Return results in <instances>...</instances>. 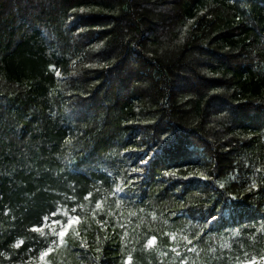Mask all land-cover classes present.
<instances>
[{"label": "trees", "instance_id": "16d2710c", "mask_svg": "<svg viewBox=\"0 0 264 264\" xmlns=\"http://www.w3.org/2000/svg\"><path fill=\"white\" fill-rule=\"evenodd\" d=\"M261 256L264 0H0V264Z\"/></svg>", "mask_w": 264, "mask_h": 264}, {"label": "snow or ice", "instance_id": "6c2138e0", "mask_svg": "<svg viewBox=\"0 0 264 264\" xmlns=\"http://www.w3.org/2000/svg\"><path fill=\"white\" fill-rule=\"evenodd\" d=\"M57 74V76H59L60 75V73L59 72H57L56 73ZM149 161L148 160H145V159H141L140 160V163L141 164H147ZM133 171H137V169H133ZM166 174H167V172H166ZM173 175H174V173H172ZM202 179H207V177H201ZM117 190H119V189H117ZM99 206V205H98ZM57 213H52V215L53 216H55ZM45 219V221H47V217H45L44 218ZM79 218L78 217H69L68 218V222H67V224H64V223H62V222H60V221H56V220H53V225H59V231H58V236L61 238V240H63V237L65 236V234H66V229L68 228V227H70L76 220H78ZM215 219H216V217H212V220L213 221H215ZM205 224H206V226H208V221L206 220L205 221ZM33 231H40L41 229L39 228V227H33V229H32ZM154 242V238L153 239H151V240H149L148 241V243L149 244H152ZM48 251H50V249L48 250ZM173 251H176L175 249H173ZM47 255V251H42L41 253H40V259L41 260H44V258H45V256ZM130 260H131V258L129 257V261L128 262H126V264H130ZM245 264H257V260H256V258L255 257H253L251 260H249V261H245ZM260 264H264V256H261L260 257Z\"/></svg>", "mask_w": 264, "mask_h": 264}, {"label": "rangeland", "instance_id": "374dc122", "mask_svg": "<svg viewBox=\"0 0 264 264\" xmlns=\"http://www.w3.org/2000/svg\"><path fill=\"white\" fill-rule=\"evenodd\" d=\"M69 239V236L65 234L64 241H67Z\"/></svg>", "mask_w": 264, "mask_h": 264}, {"label": "bare ground", "instance_id": "6f19581e", "mask_svg": "<svg viewBox=\"0 0 264 264\" xmlns=\"http://www.w3.org/2000/svg\"><path fill=\"white\" fill-rule=\"evenodd\" d=\"M259 111V110H258Z\"/></svg>", "mask_w": 264, "mask_h": 264}]
</instances>
